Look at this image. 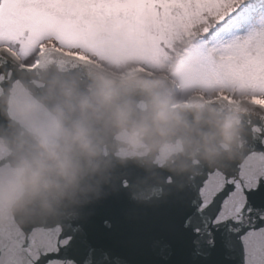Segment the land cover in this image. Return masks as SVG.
I'll list each match as a JSON object with an SVG mask.
<instances>
[{
	"label": "clouds",
	"instance_id": "obj_1",
	"mask_svg": "<svg viewBox=\"0 0 264 264\" xmlns=\"http://www.w3.org/2000/svg\"><path fill=\"white\" fill-rule=\"evenodd\" d=\"M101 63L49 55L0 85V232L71 224L121 192L152 207L248 151L253 105L186 87L179 52L151 75Z\"/></svg>",
	"mask_w": 264,
	"mask_h": 264
},
{
	"label": "snow or ice",
	"instance_id": "obj_2",
	"mask_svg": "<svg viewBox=\"0 0 264 264\" xmlns=\"http://www.w3.org/2000/svg\"><path fill=\"white\" fill-rule=\"evenodd\" d=\"M256 13L264 18V0H0V85L33 71L51 51L97 68L130 57L148 75L179 52L192 69L186 87L228 104L239 95L264 110V25L228 38ZM253 133L231 170H205L174 199L228 227L238 264H264V211L254 212L248 196L264 180V127L254 124ZM65 231L0 232V264H77Z\"/></svg>",
	"mask_w": 264,
	"mask_h": 264
},
{
	"label": "water",
	"instance_id": "obj_3",
	"mask_svg": "<svg viewBox=\"0 0 264 264\" xmlns=\"http://www.w3.org/2000/svg\"><path fill=\"white\" fill-rule=\"evenodd\" d=\"M49 55L64 57L54 51L43 57ZM253 110L252 123L264 127V116L258 114L264 110ZM177 196L152 207L136 205L124 192L103 200L86 210L85 218L64 225L65 235L73 237L67 254L77 264H238L228 227L212 226L195 206L174 202ZM248 196L254 212L264 211V180Z\"/></svg>",
	"mask_w": 264,
	"mask_h": 264
},
{
	"label": "trees",
	"instance_id": "obj_4",
	"mask_svg": "<svg viewBox=\"0 0 264 264\" xmlns=\"http://www.w3.org/2000/svg\"><path fill=\"white\" fill-rule=\"evenodd\" d=\"M261 17L260 13H256L253 16L249 17L247 22L243 27H241L238 31L234 32L232 35H230L228 38L231 39L234 36H244L246 35L251 29L259 27L257 21Z\"/></svg>",
	"mask_w": 264,
	"mask_h": 264
}]
</instances>
